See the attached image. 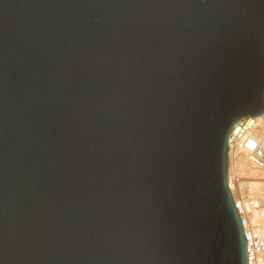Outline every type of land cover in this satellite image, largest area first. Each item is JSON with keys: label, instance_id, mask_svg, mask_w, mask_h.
<instances>
[{"label": "water", "instance_id": "water-1", "mask_svg": "<svg viewBox=\"0 0 264 264\" xmlns=\"http://www.w3.org/2000/svg\"><path fill=\"white\" fill-rule=\"evenodd\" d=\"M263 113L264 0H0V264H248Z\"/></svg>", "mask_w": 264, "mask_h": 264}, {"label": "built area", "instance_id": "built-area-1", "mask_svg": "<svg viewBox=\"0 0 264 264\" xmlns=\"http://www.w3.org/2000/svg\"><path fill=\"white\" fill-rule=\"evenodd\" d=\"M228 185L239 212L248 264H264V121L239 119L228 135Z\"/></svg>", "mask_w": 264, "mask_h": 264}, {"label": "bare ground", "instance_id": "bare-ground-1", "mask_svg": "<svg viewBox=\"0 0 264 264\" xmlns=\"http://www.w3.org/2000/svg\"><path fill=\"white\" fill-rule=\"evenodd\" d=\"M259 120L264 121V113L256 116Z\"/></svg>", "mask_w": 264, "mask_h": 264}]
</instances>
